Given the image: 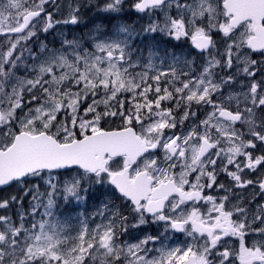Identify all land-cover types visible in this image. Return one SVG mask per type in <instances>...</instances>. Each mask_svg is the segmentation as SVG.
Segmentation results:
<instances>
[{
	"label": "snow or ice",
	"instance_id": "obj_1",
	"mask_svg": "<svg viewBox=\"0 0 264 264\" xmlns=\"http://www.w3.org/2000/svg\"><path fill=\"white\" fill-rule=\"evenodd\" d=\"M0 264H264V0H0Z\"/></svg>",
	"mask_w": 264,
	"mask_h": 264
},
{
	"label": "rangeland",
	"instance_id": "obj_2",
	"mask_svg": "<svg viewBox=\"0 0 264 264\" xmlns=\"http://www.w3.org/2000/svg\"><path fill=\"white\" fill-rule=\"evenodd\" d=\"M135 21H136V18L132 17V19L129 21V23H133ZM101 199H104V196L102 194V190L101 191H97L96 193L92 194V198L89 199V201H88L89 211H91L92 205L97 203Z\"/></svg>",
	"mask_w": 264,
	"mask_h": 264
},
{
	"label": "flooded vegetation",
	"instance_id": "obj_3",
	"mask_svg": "<svg viewBox=\"0 0 264 264\" xmlns=\"http://www.w3.org/2000/svg\"><path fill=\"white\" fill-rule=\"evenodd\" d=\"M48 39H49V40H51V39H52V37H50V36H49V37H48ZM173 43H176V42H173ZM95 193H96V192H95ZM146 230H147V229H146Z\"/></svg>",
	"mask_w": 264,
	"mask_h": 264
}]
</instances>
